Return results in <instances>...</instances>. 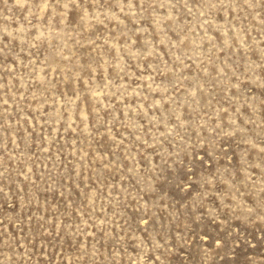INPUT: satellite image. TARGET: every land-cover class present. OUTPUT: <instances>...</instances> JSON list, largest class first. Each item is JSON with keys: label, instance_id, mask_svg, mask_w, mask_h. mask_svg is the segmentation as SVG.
I'll return each mask as SVG.
<instances>
[{"label": "rangeland", "instance_id": "374dc122", "mask_svg": "<svg viewBox=\"0 0 264 264\" xmlns=\"http://www.w3.org/2000/svg\"><path fill=\"white\" fill-rule=\"evenodd\" d=\"M0 264H264V0H0Z\"/></svg>", "mask_w": 264, "mask_h": 264}]
</instances>
